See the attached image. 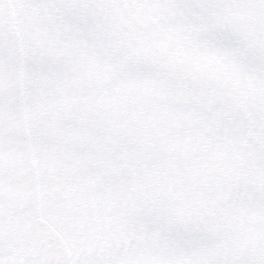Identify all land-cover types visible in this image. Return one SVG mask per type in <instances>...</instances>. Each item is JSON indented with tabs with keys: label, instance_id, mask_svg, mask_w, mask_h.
I'll use <instances>...</instances> for the list:
<instances>
[{
	"label": "snow or ice",
	"instance_id": "6c2138e0",
	"mask_svg": "<svg viewBox=\"0 0 264 264\" xmlns=\"http://www.w3.org/2000/svg\"><path fill=\"white\" fill-rule=\"evenodd\" d=\"M0 264H264V0H0Z\"/></svg>",
	"mask_w": 264,
	"mask_h": 264
}]
</instances>
